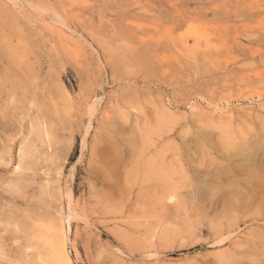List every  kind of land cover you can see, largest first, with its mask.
<instances>
[{
	"label": "rangeland",
	"instance_id": "374dc122",
	"mask_svg": "<svg viewBox=\"0 0 264 264\" xmlns=\"http://www.w3.org/2000/svg\"><path fill=\"white\" fill-rule=\"evenodd\" d=\"M63 243L264 264V0H0V264Z\"/></svg>",
	"mask_w": 264,
	"mask_h": 264
},
{
	"label": "bare ground",
	"instance_id": "6f19581e",
	"mask_svg": "<svg viewBox=\"0 0 264 264\" xmlns=\"http://www.w3.org/2000/svg\"><path fill=\"white\" fill-rule=\"evenodd\" d=\"M53 17V16H52ZM55 17V16H54ZM55 19V18H54ZM40 123V122H39ZM43 123V122H42ZM41 124V123H40ZM44 124V123H43ZM42 124V125H43ZM36 125V124H35ZM42 125H40V126H42ZM36 127V126H35ZM35 127L34 126H32V128L33 129H35ZM39 127V126H38ZM41 129H43L44 128V126L43 127H40ZM37 129H39V128H37ZM37 129H36V131H37ZM36 131L34 132V133H36ZM44 131V130H43ZM40 132H41V130H40ZM31 133H33V132H31ZM42 133V132H41ZM39 134V133H38ZM40 135V134H39ZM43 145V144H42ZM29 155V153H28V150H27V146L25 145V144H23V146H21L20 147V149H19V153H18V156H19V164L15 167V169H14V172L13 173H16V174H19V173H22L24 170H26V168H25V160H26V157ZM27 171V170H26ZM24 173V172H23ZM19 176V175H18ZM48 182H49V180H47ZM43 183H45V182H43ZM46 184H47V182H46ZM50 184V183H49ZM42 186V185H41ZM45 186V185H44ZM49 186V185H48ZM48 186H47V188H48ZM42 188H43V186H42ZM47 188L45 189V190H47ZM53 194V193H52ZM60 196H63L62 194L60 195ZM62 198V197H61ZM62 222V221H61ZM66 226V225H65ZM53 231V230H52ZM50 232H51V230H50ZM61 232V231H60ZM60 232H57V234L58 233H60ZM63 232V231H62ZM37 233H39L38 231H37ZM48 233V232H47ZM56 233V232H55ZM64 234V233H63ZM41 235V234H40ZM42 235H45V234H42ZM60 235V234H59ZM58 236V235H57ZM39 237V236H38ZM43 237V236H42ZM53 238V237H52ZM64 238V237H63ZM48 239V238H47ZM38 240H39V238H38ZM53 240H55V239H53ZM67 240V239H66ZM42 241H44V240H42ZM48 242V241H47ZM63 242V241H62ZM45 243V242H44ZM39 245V244H38ZM48 245V244H47ZM68 246V245H67ZM36 249H37V247H36ZM53 251H54V256H55V261L56 262H61L62 264L64 263V264H71V259H70V257H69V255H68V252H67V249H66V246H65V244L63 243L62 245H60V244H53ZM51 252V251H50ZM39 257V256H38ZM45 257V256H44ZM38 260H39V258H38ZM54 260V259H53ZM45 263V262H44Z\"/></svg>",
	"mask_w": 264,
	"mask_h": 264
}]
</instances>
